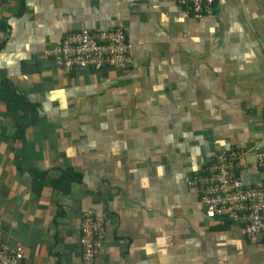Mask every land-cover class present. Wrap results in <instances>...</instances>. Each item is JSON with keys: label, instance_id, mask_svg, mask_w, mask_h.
<instances>
[{"label": "crops", "instance_id": "1", "mask_svg": "<svg viewBox=\"0 0 264 264\" xmlns=\"http://www.w3.org/2000/svg\"><path fill=\"white\" fill-rule=\"evenodd\" d=\"M112 28L125 72L46 58L67 32ZM2 83L28 108L0 100V239L22 264H86L88 210L105 217L89 264H264V242L206 218L187 186L232 148L242 184L264 180V0L199 19L172 0H0Z\"/></svg>", "mask_w": 264, "mask_h": 264}, {"label": "built area", "instance_id": "2", "mask_svg": "<svg viewBox=\"0 0 264 264\" xmlns=\"http://www.w3.org/2000/svg\"><path fill=\"white\" fill-rule=\"evenodd\" d=\"M184 16L199 19L210 13L216 0H172ZM130 47L119 28L67 32L46 53V58L59 69L72 72L85 69L127 71L131 67ZM241 150L219 153L210 166L196 173L187 186L198 192V207L211 220L240 225L251 244L264 242V180L245 187L237 178L234 165ZM260 161V159H259ZM261 165V162L260 164ZM105 237V217L91 210L82 215L79 247L82 261L89 264L99 253ZM23 247H6L0 239V264H22Z\"/></svg>", "mask_w": 264, "mask_h": 264}, {"label": "trees", "instance_id": "3", "mask_svg": "<svg viewBox=\"0 0 264 264\" xmlns=\"http://www.w3.org/2000/svg\"><path fill=\"white\" fill-rule=\"evenodd\" d=\"M0 100L5 102L8 109H18L22 110L23 108L27 107V102L24 100L23 97L16 95L12 89L11 85L7 83H2L0 85ZM29 108H32L29 106ZM28 109V108H26ZM69 172H65L63 175H68Z\"/></svg>", "mask_w": 264, "mask_h": 264}]
</instances>
